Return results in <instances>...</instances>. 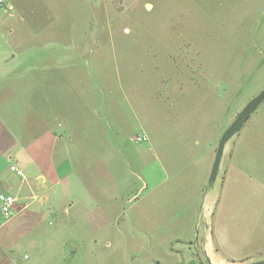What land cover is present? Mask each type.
<instances>
[{"label": "rangeland", "instance_id": "obj_1", "mask_svg": "<svg viewBox=\"0 0 264 264\" xmlns=\"http://www.w3.org/2000/svg\"><path fill=\"white\" fill-rule=\"evenodd\" d=\"M7 1L0 85H24L41 118L57 85L43 115L58 121L41 128L63 138L62 171L90 185L49 219L81 223L61 233L67 255L58 231L35 233L20 264H213L212 237L218 260L264 255V102L210 184L222 135L264 90V0ZM105 209L111 224L85 233Z\"/></svg>", "mask_w": 264, "mask_h": 264}, {"label": "crops", "instance_id": "obj_2", "mask_svg": "<svg viewBox=\"0 0 264 264\" xmlns=\"http://www.w3.org/2000/svg\"><path fill=\"white\" fill-rule=\"evenodd\" d=\"M53 1L52 3L56 4L55 8L60 7L61 0ZM67 1L69 0H65ZM73 1L78 4L83 2ZM56 86L44 85L42 100L44 115L47 112L52 115L56 113L49 108L54 100L50 97ZM23 88L24 85H0V197L12 196L16 199V205L9 216L0 211V264H20L19 260L23 258V253L31 248L23 240L35 233L52 239L58 231L57 234L60 233V236L55 239L63 240L58 251L65 257L68 242L62 238L61 233L73 236L79 230L77 225L81 223L75 221L73 223L75 226L72 227L54 226L49 219L55 216L58 217V221L63 215L69 216L71 209L81 203L79 196H76L77 192L83 186L90 187L81 181L79 183L73 181L70 178V171L65 169L62 171V161L68 154L63 138L55 129L51 130L49 125H46L47 128L44 130L41 128L42 123L46 124L45 121L49 123L53 121L44 117L43 113L41 118L33 106L34 99L26 97L24 101L22 100L20 93ZM16 119L24 121L25 124L18 127ZM57 121L56 118L53 123ZM13 165L23 171L22 177L10 170ZM117 200L118 196L113 195L112 202ZM216 203L214 196L208 204L209 209L212 210ZM122 213L118 211L117 217ZM111 214L113 213L106 209L98 212L95 224L90 226V230L85 229V233H95L111 224L109 220L113 216ZM97 223L99 224L95 226ZM80 231L84 232V229L81 228ZM69 239L73 241V237ZM82 244L80 241L71 243L74 249L71 252L77 253ZM217 251L212 237L209 252L213 264H232L218 260ZM259 255L249 256L247 263L264 260V255Z\"/></svg>", "mask_w": 264, "mask_h": 264}, {"label": "water", "instance_id": "obj_3", "mask_svg": "<svg viewBox=\"0 0 264 264\" xmlns=\"http://www.w3.org/2000/svg\"><path fill=\"white\" fill-rule=\"evenodd\" d=\"M264 102V90L253 98L244 109L237 115L234 122L227 128L225 133L222 135L219 146L216 152L215 161L213 164V169L210 177V184L212 185L217 175L220 171L221 164L225 155V150L231 139L244 127V125L249 121L252 114L258 109V107ZM250 264H264V260L254 261Z\"/></svg>", "mask_w": 264, "mask_h": 264}, {"label": "built area", "instance_id": "obj_4", "mask_svg": "<svg viewBox=\"0 0 264 264\" xmlns=\"http://www.w3.org/2000/svg\"><path fill=\"white\" fill-rule=\"evenodd\" d=\"M9 8V4L7 0H0V12L6 11ZM137 143H143L148 141V136L147 135H140L136 136L133 139ZM10 170L14 173H16L19 177L23 176V171H21L18 167L16 166H11ZM0 211L2 214L9 216L12 213V210L14 206L16 205V199L12 196H2L0 197Z\"/></svg>", "mask_w": 264, "mask_h": 264}]
</instances>
